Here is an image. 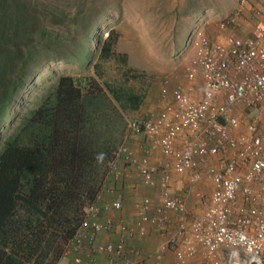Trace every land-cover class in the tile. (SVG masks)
<instances>
[{
  "label": "built area",
  "instance_id": "1",
  "mask_svg": "<svg viewBox=\"0 0 264 264\" xmlns=\"http://www.w3.org/2000/svg\"><path fill=\"white\" fill-rule=\"evenodd\" d=\"M253 1L237 0L218 20L216 40L205 30L207 19L194 23L187 78L200 76L199 98L192 95V86L178 84L172 91L162 86L158 111L126 121V136L142 139L141 156L120 144L108 175L120 177L117 164L129 163L145 185L156 187L158 203L148 198L139 203L137 221L129 226L121 199L103 201L102 187L83 208L63 252L69 258L56 264H87L81 253L85 244L105 257L103 264H129L126 239L142 237L148 228L165 229L171 216L174 231L156 250L153 264H162L169 248L174 264L195 259L204 264H264V8L251 5L250 35L231 29ZM154 152L164 158L159 168L150 161ZM171 172L186 175L193 184L201 179L209 183L211 191L199 214L191 217L184 198L172 192ZM115 228V241L96 242L97 234ZM137 264L150 263L141 258Z\"/></svg>",
  "mask_w": 264,
  "mask_h": 264
},
{
  "label": "trees",
  "instance_id": "2",
  "mask_svg": "<svg viewBox=\"0 0 264 264\" xmlns=\"http://www.w3.org/2000/svg\"><path fill=\"white\" fill-rule=\"evenodd\" d=\"M41 23L20 0H0V264L59 261L83 208L105 183L120 140L113 131L124 122L121 97L98 70L59 75L23 112L35 85L33 75L26 80L28 62L47 29ZM116 41L108 30L99 56L110 57ZM26 81L30 89L20 100Z\"/></svg>",
  "mask_w": 264,
  "mask_h": 264
},
{
  "label": "rangeland",
  "instance_id": "3",
  "mask_svg": "<svg viewBox=\"0 0 264 264\" xmlns=\"http://www.w3.org/2000/svg\"><path fill=\"white\" fill-rule=\"evenodd\" d=\"M26 4L28 9H35L42 19L41 26L47 29L41 38H37L33 57L28 62L27 79L33 75L35 85L31 93L24 98V93L30 89L26 81L21 90V99L24 98L23 112L35 108L41 101L42 96L47 93L51 86L61 74H70L77 77L97 76L96 71L103 74L104 80L113 84L114 87L122 86L123 89L139 90L145 88V83L150 82V93L156 96V102H160V90L166 86L170 91L178 85L179 81L187 78V66L191 59V51L188 47L189 31H185L186 25L175 26L169 20L179 18L182 8L192 13L194 9L201 10L206 0H183L184 7L180 6L181 0H20ZM259 0H254L257 3ZM213 6L219 12H226L227 0H212ZM176 4V5H172ZM180 6V7H179ZM244 15V14H243ZM247 16V15H246ZM245 18L247 26L252 27L251 18ZM204 16L195 18L201 19ZM224 16L209 20L205 25L207 34L214 40L219 37L217 22ZM243 17V19H244ZM206 19V18H205ZM204 19V20H205ZM208 20V19H207ZM235 25L231 29L239 36ZM113 29L117 34V41L113 45L114 53L108 58L99 56V49L102 40L108 30ZM185 42L187 46L185 47ZM136 48L146 62L160 59V62L167 63V77L165 83L161 79L149 78L148 70L133 71L128 68L125 57L117 53V50ZM125 54V53H124ZM181 56H183L181 58ZM97 64V65H95ZM103 78H98L103 83ZM188 80V78H187ZM161 84V85H160ZM146 111H123L124 122L121 127H115L113 135L119 136L117 146L125 143L133 152L134 156H141L142 139L134 134H127L125 122L131 118H143L152 112ZM5 115V114H4ZM5 117L3 116V119ZM163 157L154 152L150 161L155 167L163 161ZM117 169L120 177L115 178L112 174L105 179L102 189L103 201H111L120 198L124 216L129 226H134L137 221V206L146 198L157 204V189L143 183L138 176L135 167L127 162H119ZM160 171L159 169L157 172ZM179 185L187 186L191 190L190 196L194 203H186L189 215L195 216L202 211V201L206 199L211 191L210 185L204 179L197 183H190L188 177L183 174L171 172L170 185L175 195L182 197L186 191L177 189ZM187 190V191H188ZM190 192V191H189ZM191 205V209L188 206ZM175 228V218L170 217L167 227L163 230L148 228L146 235L135 237L140 242H150L144 246L146 251L140 253L147 263L153 264L155 252L158 247L170 236ZM118 230L115 228L108 232L97 234L96 242L115 241L118 238ZM64 246L65 243H61ZM144 250L142 246L135 247ZM140 250V251H141ZM172 248H169L163 255L162 264H174ZM82 255L86 260H93L96 264H103L105 260L100 255L92 252L90 245L85 244ZM126 254V253H125ZM128 255V253H127ZM132 256V255H131ZM69 256L63 253L58 255L57 261H65ZM133 261L137 257H131ZM87 264H92V262ZM186 264H204L200 259H195Z\"/></svg>",
  "mask_w": 264,
  "mask_h": 264
},
{
  "label": "crops",
  "instance_id": "4",
  "mask_svg": "<svg viewBox=\"0 0 264 264\" xmlns=\"http://www.w3.org/2000/svg\"><path fill=\"white\" fill-rule=\"evenodd\" d=\"M183 0H181V2L179 3L180 6L184 7V4L182 2ZM237 0H227L226 5L228 6V10L226 12H218V10L216 9V7L213 6V2L212 0H206L205 1V6L203 8H201V10H196L194 9V11L192 13H190L191 11H189L190 9H188V11L184 8H182V14L179 18H173L171 20H169V22L172 25L175 26H179V25H186L185 31H190L193 28V25L195 23V18H197L198 16H204L202 17V19H208L212 20L214 18H217L219 16H226L228 13H230L234 7L236 6ZM252 4H255L256 6H259V8H264V0H259L257 1V3L250 2L244 9L243 13L241 14L240 17H238L234 23V25L238 28H236V31L240 33V35H250L252 27L247 26V23L245 21L244 16L246 17H250L251 14V10L250 7ZM172 5H176V4H172ZM179 6V7H180ZM244 14V15H243ZM244 17V19H243ZM252 24H253V19H251ZM189 36V35H188ZM187 36V38H188ZM119 42L117 41V44ZM185 47L187 46L186 42H185ZM114 51V50H113ZM122 54L123 57H125L126 59V63L128 65L129 69H132L133 71H139L142 72V70H148L150 72V75H148L149 78L152 79H161V84L165 83L166 80H168L167 77V63L165 62H160V59H155L154 61H148L146 62L145 59H143L142 55H140V50H136V48H128L126 50L121 49V50H117ZM125 53V54H124ZM183 56H181L182 58ZM179 85L185 86V87H189L192 86V95L195 96L196 98H199L201 96V92H202V82L200 79V76H196L192 81L190 80H186L183 81H179ZM109 83V82H108ZM115 90V92L118 93V95L121 97V102H122V110L123 111H146L145 113H148L150 111H152V109H154L155 111H158V109L161 107V103L158 105L157 104V98L156 96H154V94L150 93V82L149 80L145 83V88H141L139 90H131L130 88L128 89H123L122 86H117L114 87L113 84L109 83ZM160 84V85H161ZM141 152V149H140ZM177 189L179 188L180 190H184L186 191V194H183L182 197L184 198L186 203H194V199L193 197L190 196L191 194V190H188L184 185H179L178 183ZM188 190V191H187ZM190 191V192H189ZM173 192V191H172ZM174 193V192H173ZM157 198V197H156ZM158 201V198H157ZM188 208L191 209V205L188 206ZM124 213V210H123ZM200 213V212H199ZM137 214V212H136ZM124 215V214H123ZM125 219V216H124ZM125 222L127 223L126 219ZM129 223V222H128ZM127 223V224H128ZM129 225V224H128ZM148 231V230H147ZM135 237H139V236H133L131 238H127L126 242H125V250H126V254H125V258L128 260L129 264H137V261L140 259L138 258L141 252L146 251V249L144 246H147L148 244H150V242H140L138 240H134L133 238ZM142 246L144 250H141L140 248H135V247H140ZM141 250V251H140ZM138 251L139 254L137 255L135 252ZM128 253V255H127ZM135 256L138 258V260L133 261V259L131 258L132 256ZM101 256V255H100ZM103 260H105L104 256ZM143 258V257H142Z\"/></svg>",
  "mask_w": 264,
  "mask_h": 264
},
{
  "label": "clouds",
  "instance_id": "5",
  "mask_svg": "<svg viewBox=\"0 0 264 264\" xmlns=\"http://www.w3.org/2000/svg\"><path fill=\"white\" fill-rule=\"evenodd\" d=\"M105 159V154L104 153H99L97 156H96V160L98 163H103Z\"/></svg>",
  "mask_w": 264,
  "mask_h": 264
}]
</instances>
